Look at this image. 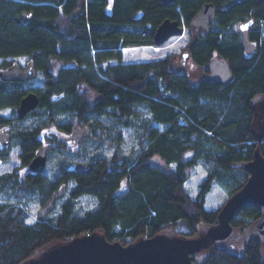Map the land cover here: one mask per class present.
<instances>
[{
  "label": "trees",
  "instance_id": "1",
  "mask_svg": "<svg viewBox=\"0 0 264 264\" xmlns=\"http://www.w3.org/2000/svg\"><path fill=\"white\" fill-rule=\"evenodd\" d=\"M205 1L215 4L216 16L208 31L194 34L191 21ZM226 2L0 0L1 67L12 64L7 57L25 55L38 70L24 82L0 79V124L11 126V141L0 146V160H7L17 144L21 164L27 166L46 131L69 134L75 123L86 124L94 135L112 124L133 126L137 138L132 153H93L87 174L63 161L49 175L45 169L0 173V193L8 197L0 200V264H19L52 242L95 231L128 244L165 230L193 236L216 222L217 210L205 207L213 184L231 195L249 177L242 164L253 158L257 146L264 155V127L258 140L252 106L255 98H264V0ZM250 15L254 25L248 35L255 49L247 54L235 24ZM165 18H178L188 30L187 49L196 65L216 55L227 59L233 71L229 84L205 77L192 83L185 72L172 70L169 56L108 63L120 61L123 48L155 45L154 31ZM30 90L40 101L19 119L16 108ZM57 150L64 152L58 142L49 156ZM199 163L207 172L192 197L185 182ZM63 183L69 191L58 211L29 222L21 202L31 196L45 201ZM83 195L92 196L95 206L80 212L75 202ZM259 216L258 208L246 206L231 224L243 233ZM237 244L215 246L193 264H264L259 239L248 236L236 251Z\"/></svg>",
  "mask_w": 264,
  "mask_h": 264
},
{
  "label": "water",
  "instance_id": "2",
  "mask_svg": "<svg viewBox=\"0 0 264 264\" xmlns=\"http://www.w3.org/2000/svg\"><path fill=\"white\" fill-rule=\"evenodd\" d=\"M168 4L175 0H162ZM243 0H227V6H235ZM216 6L210 1H205L195 13L191 21V27L201 28L206 32L215 18ZM25 18L31 14H23ZM236 31L241 36L242 46L247 54L254 49V43L249 38V29L254 25V17L235 24ZM185 27L178 18H165L156 27L153 39L155 45L174 35H182ZM189 49H185L179 58V66L182 72L188 76L186 68ZM202 68L207 70L206 80L229 84L233 77L232 68L226 58L214 56ZM37 67L32 59H28L23 66L17 62L1 67L0 79L28 81L37 75ZM40 101L36 91H28L21 98L16 110L19 119L32 109L36 108ZM255 118L253 120V133L258 140L261 138L260 130L264 127V98H255L253 103ZM69 140L77 145L87 141L91 137L92 130L86 124H80L71 129ZM10 133L5 128H0V144L9 145ZM52 143L41 144L34 152V156L28 162V168L33 173L42 172L46 167L47 159L52 149ZM253 158L242 164L248 172L245 183L234 193L226 198L224 204L217 209L214 224L206 225L199 229L193 236L174 233L173 231H161L150 237L140 236L138 239L123 244L120 240L111 241L104 237L100 231L91 234L76 235L69 240L56 241L48 244L28 258L21 260L19 264H193L194 258L203 255L211 248L226 247L229 244L243 243L248 236H254L264 243V155L257 146ZM93 168V161L77 162L73 169L77 173L87 174ZM67 189V184L52 191L44 204L37 212L39 220L44 219L55 208L56 202ZM251 206L260 210V216L247 229L241 233L233 227L231 219L242 208Z\"/></svg>",
  "mask_w": 264,
  "mask_h": 264
},
{
  "label": "rangeland",
  "instance_id": "3",
  "mask_svg": "<svg viewBox=\"0 0 264 264\" xmlns=\"http://www.w3.org/2000/svg\"><path fill=\"white\" fill-rule=\"evenodd\" d=\"M185 27V26H184ZM201 28L195 27L194 34L202 33ZM190 34L185 27L184 33L182 35H174L173 37L168 38L162 45H141V46H131L129 48H123L121 50L122 55L120 61L116 59H110L108 63L116 64L117 62L123 63H144V62H153V60H158L164 58V56H169L171 60V67L173 71H181L179 66V58L185 49L188 48L190 44ZM29 59L28 56H12L7 57L6 62L12 63L17 62L19 65L23 66ZM186 68L189 70V81L192 83H197L198 80L205 77L207 72L202 69L198 64L196 65L191 57H187ZM4 59L0 58V69L3 64ZM59 63V62H58ZM56 65V63H55ZM3 113L8 114V110L4 109ZM81 124V123H80ZM75 123V126L80 125ZM6 128L10 132L9 124H0V128ZM117 131H120L117 134ZM11 133V132H10ZM70 133V132H69ZM53 135V136H52ZM69 134L63 133L61 131L51 132L50 130L46 131L42 135L43 143H60V147L64 152L54 151L52 155L49 156L47 160V165L45 167L46 173L49 175L53 173L55 168L58 166L60 161L67 164L70 168L74 166L77 162L87 161L89 156L93 153L100 156L109 157L114 150H119L122 154H129L137 149V138H136V127L125 126L120 124H112L108 129L103 131L97 130V134H92L91 137L77 145L73 140H69ZM49 138V139H48ZM51 139V140H50ZM54 140V141H52ZM19 147L18 145H12L10 150V157L5 160H0V173L10 171L13 169H18L21 173L28 171V166L22 165L19 157ZM161 164L163 161L161 158H156ZM207 170L202 163L197 164L195 167L191 168L185 182V189L188 191L190 196L194 197L198 193V186L201 183L203 177L205 176ZM69 189L64 193L55 205V208L51 210L49 215L55 213L59 209V203L65 198L68 194ZM228 191L225 188H222L221 185L216 182L213 184L211 191L206 196L205 207L211 210H217L220 208L226 198L228 197ZM7 200L8 197L5 194L0 193V200ZM9 200L14 202L16 199L14 197H9ZM43 202L41 198L37 196H31L28 200L21 202L23 208L27 212L28 221L37 220V212L40 209V204ZM95 199L89 195H83L76 199L75 205L80 210L84 212L85 209L93 208L95 205ZM238 247L234 250H241L244 247V243L237 245ZM262 251L264 255V244L262 245Z\"/></svg>",
  "mask_w": 264,
  "mask_h": 264
},
{
  "label": "flooded vegetation",
  "instance_id": "4",
  "mask_svg": "<svg viewBox=\"0 0 264 264\" xmlns=\"http://www.w3.org/2000/svg\"><path fill=\"white\" fill-rule=\"evenodd\" d=\"M2 128H3V127H2ZM4 128H5V127H4ZM5 130H6V128H5ZM91 130H92V129H91ZM6 131H7V130H6ZM7 132H8V131H7ZM119 132H120V131H117V134H119ZM9 133H10V132H9ZM91 134H92V133H91ZM10 141H11V133H10ZM9 143H10V142H9ZM46 143H47V142H46ZM51 143H52V142H51ZM43 144H45V143H43ZM52 145H53V143H52ZM0 146H1V147H5L6 145H5V146H2V145L0 144ZM52 147H53V146H52ZM50 151H51V150H50ZM47 160H48V159H47ZM46 162H47V161H46ZM27 166H28V165H27ZM72 167H73V166H72ZM28 169H29V168H28ZM44 169H45V168H44ZM44 169H43V170H44ZM28 171H30V170H28ZM32 173H33V172H32ZM67 190H68V189H66V191H67ZM66 191H65V192H66ZM58 200H59V199H58ZM58 200H57V201H58ZM45 201H46V200H45ZM45 201H43V202L40 204V206H41L42 204H44ZM243 243H244V242H243ZM243 243H242V244H243ZM237 245H240V244H237Z\"/></svg>",
  "mask_w": 264,
  "mask_h": 264
}]
</instances>
